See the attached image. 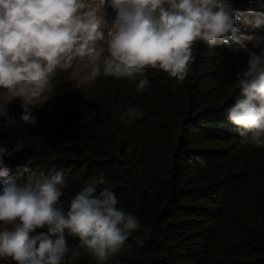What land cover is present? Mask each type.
<instances>
[{"label":"trees","instance_id":"16d2710c","mask_svg":"<svg viewBox=\"0 0 264 264\" xmlns=\"http://www.w3.org/2000/svg\"><path fill=\"white\" fill-rule=\"evenodd\" d=\"M233 4L243 12L241 30L264 36V0ZM105 12L110 18L113 10ZM233 47L197 41L183 84L149 67L143 93L138 80L101 76L88 87L78 85L80 70L60 73L50 98L33 108L34 125L23 123L20 102L12 101L20 115L9 116L18 120L22 145L14 152L23 148L28 155L4 158L11 173L0 177V191L9 179L27 183L26 168L46 177L61 172L66 207L104 173L118 207L141 224L126 242L131 247L107 264H264V148L242 145L226 114L239 95L236 74L248 64V55ZM130 107L142 117L120 120ZM68 241L70 248L79 244L74 236ZM74 264L97 261L82 253Z\"/></svg>","mask_w":264,"mask_h":264},{"label":"clouds","instance_id":"9594fccd","mask_svg":"<svg viewBox=\"0 0 264 264\" xmlns=\"http://www.w3.org/2000/svg\"><path fill=\"white\" fill-rule=\"evenodd\" d=\"M106 8L113 10L110 18ZM242 15L233 0H0V91L6 96L0 117L8 118L9 104L19 100L21 120L34 125L33 108L50 98L58 74L68 70H80L78 85L88 87L101 76L128 78L138 80L143 93L149 67L181 85L200 41L248 55L247 68L236 74L239 95L226 114L240 129L242 145L264 148V36L245 34L238 26ZM142 115L130 107L119 119ZM11 155L0 146V177H9L4 158ZM25 171L27 183H7L0 191V259L74 264L87 253L107 264L131 247L126 242L141 228L139 218L118 207L104 173L90 178L65 207L68 185L61 172L46 177ZM68 236L79 244L70 248Z\"/></svg>","mask_w":264,"mask_h":264},{"label":"rangeland","instance_id":"374dc122","mask_svg":"<svg viewBox=\"0 0 264 264\" xmlns=\"http://www.w3.org/2000/svg\"><path fill=\"white\" fill-rule=\"evenodd\" d=\"M78 71L75 72V74ZM6 99V96L3 92L0 91V104L4 103ZM18 109V105L14 102H11L8 106V113L12 112L13 114L16 115V117L19 119V115L16 110ZM19 111V110H17ZM17 125H18V120L13 119L11 116H8V118H3L0 117V146L5 147L8 151L12 152V155L9 156L10 160H18L21 159L22 157L27 156L28 154L24 152V150L21 149V151H19L18 153H16L13 151V149L17 148L18 144L16 142H18V138L19 136L17 135ZM20 127L22 128V124L19 123ZM29 131H26V133H28ZM6 140V141H2V140ZM11 180H6V182L3 184L4 186L7 183H10ZM0 228L1 225H0Z\"/></svg>","mask_w":264,"mask_h":264}]
</instances>
